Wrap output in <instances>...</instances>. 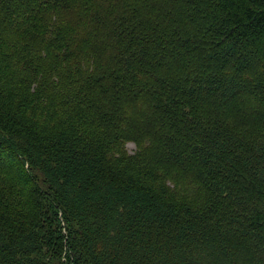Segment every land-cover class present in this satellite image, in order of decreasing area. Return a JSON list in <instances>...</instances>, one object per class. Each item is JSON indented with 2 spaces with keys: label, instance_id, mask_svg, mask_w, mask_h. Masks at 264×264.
Segmentation results:
<instances>
[{
  "label": "trees",
  "instance_id": "1",
  "mask_svg": "<svg viewBox=\"0 0 264 264\" xmlns=\"http://www.w3.org/2000/svg\"><path fill=\"white\" fill-rule=\"evenodd\" d=\"M261 197L264 0H0V264H229Z\"/></svg>",
  "mask_w": 264,
  "mask_h": 264
},
{
  "label": "rangeland",
  "instance_id": "2",
  "mask_svg": "<svg viewBox=\"0 0 264 264\" xmlns=\"http://www.w3.org/2000/svg\"><path fill=\"white\" fill-rule=\"evenodd\" d=\"M136 148L134 144H128V151L130 154L135 152ZM18 165H14V169L17 170ZM47 208H50L46 205ZM252 209L253 211H249ZM256 212L264 213V197L257 198L251 202L250 206L244 211V216H252ZM56 225L55 218L53 219V225ZM55 229V228H54ZM56 231V230H55ZM58 232V231H56ZM245 237L247 246L241 248L229 256V264H264V230L248 229L245 231Z\"/></svg>",
  "mask_w": 264,
  "mask_h": 264
}]
</instances>
